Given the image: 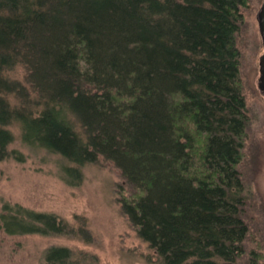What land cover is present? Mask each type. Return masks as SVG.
Segmentation results:
<instances>
[{"label":"trees","instance_id":"trees-1","mask_svg":"<svg viewBox=\"0 0 264 264\" xmlns=\"http://www.w3.org/2000/svg\"><path fill=\"white\" fill-rule=\"evenodd\" d=\"M246 5L0 0V160L12 154L14 120L24 141L61 155L68 183L104 157L136 191L122 210L164 264H244L238 164L250 115L236 36ZM17 65L27 86L7 76ZM0 229L65 234L69 225L6 201ZM248 254L246 264H263L258 249ZM87 256L52 246L45 264H93Z\"/></svg>","mask_w":264,"mask_h":264},{"label":"rangeland","instance_id":"rangeland-1","mask_svg":"<svg viewBox=\"0 0 264 264\" xmlns=\"http://www.w3.org/2000/svg\"><path fill=\"white\" fill-rule=\"evenodd\" d=\"M262 3L247 0L242 8L244 18L236 45L250 115L238 164L245 185L243 216L250 226L244 244L248 253L253 248L263 253L264 264V95L258 87L263 43L257 19ZM7 76L27 86L22 65L9 70ZM11 101L16 103L13 96ZM8 128L14 139L9 145L12 154L0 160V208L9 201L54 213L69 225V232L9 234L0 229V264H45L46 250L52 246L88 255L93 264H164L123 212L121 197L133 196L136 191L111 160L100 157L79 166L81 178L71 184L64 178L61 155L24 141L18 121Z\"/></svg>","mask_w":264,"mask_h":264},{"label":"water","instance_id":"water-1","mask_svg":"<svg viewBox=\"0 0 264 264\" xmlns=\"http://www.w3.org/2000/svg\"><path fill=\"white\" fill-rule=\"evenodd\" d=\"M257 19H258V24H259L260 33L262 36V43H263V53L259 61L260 76L258 79V87L261 93L264 95V0L257 14Z\"/></svg>","mask_w":264,"mask_h":264}]
</instances>
